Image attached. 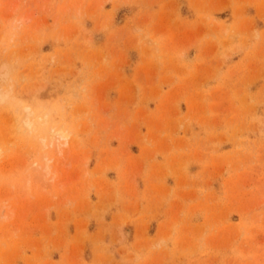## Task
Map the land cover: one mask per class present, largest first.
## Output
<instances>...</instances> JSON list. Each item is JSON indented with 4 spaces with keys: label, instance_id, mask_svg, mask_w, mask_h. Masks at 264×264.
<instances>
[{
    "label": "rangeland",
    "instance_id": "obj_1",
    "mask_svg": "<svg viewBox=\"0 0 264 264\" xmlns=\"http://www.w3.org/2000/svg\"><path fill=\"white\" fill-rule=\"evenodd\" d=\"M0 65V264H264V0H0Z\"/></svg>",
    "mask_w": 264,
    "mask_h": 264
},
{
    "label": "bare ground",
    "instance_id": "obj_2",
    "mask_svg": "<svg viewBox=\"0 0 264 264\" xmlns=\"http://www.w3.org/2000/svg\"><path fill=\"white\" fill-rule=\"evenodd\" d=\"M19 20H20V19H19ZM13 53H14V52H13ZM15 54H16V52H15ZM3 63H4V62H3ZM5 63H6V62H5ZM3 92H4V91H3ZM7 95H8V94H7ZM4 97H5V96H4ZM27 108H28V107H27ZM30 116H31V114H30ZM40 116H41V115H40ZM44 116H45V114H43V117H44ZM30 118H31V117H30ZM35 118H36V116H35ZM39 118H40V117H39ZM43 119L46 120L45 118H43ZM31 120H32V118H31ZM34 122H35V121H34ZM42 122H43V121H42ZM48 123H49V122H48ZM52 123H53V122H52ZM22 125H23V124H22ZM50 125H51V123H50ZM57 125H58V124H57ZM32 126H33V125H32ZM51 126H52V125H51ZM61 126H62V125H61ZM61 126H60V128H59V127H58V128H53V127L50 128V127H49L50 129L47 128L45 131L42 130V129H41V131H40V129H39V132H40V133H39L38 135H39V138H40L39 140H40V141H38L37 144H39L40 147H41L40 142L43 143V146H42L43 148H42V147H41L42 149L40 148L41 150H43V149L45 148V146H48V147L50 146V148H51V152H52L55 148L51 147L50 144L53 145V143H54V147H55V142H54V141H57V140H60V139H64L63 141H65V140L71 135L70 132H72V131H66L67 128L64 130V129L61 128ZM24 127H25V126H24ZM45 127H46V126H45ZM31 128H33V127H31ZM34 128H35V127H34ZM34 128H33V129H34ZM63 128H64V126H63ZM20 129H21V128H20ZM20 129H19V130H20ZM33 129H32V130H33ZM25 130H27V129H25ZM28 130H29V128H28ZM35 130H36V129H35ZM18 132H19V131H18ZM18 132H17V133H18ZM21 132H22V130H21ZM31 132H33V131H31ZM23 133H24V132H23ZM25 134H26V133H25ZM28 134H29V131H28ZM31 134H32V133H31ZM22 135H23V134H22ZM35 135H36V134H35ZM33 136H34V133H33ZM19 137H20V136H19ZM22 137H23V139L25 138L24 136H22ZM26 138H27V139H25V140L28 141L29 136L26 137ZM31 138H32V136H31ZM37 138H38V137H37ZM19 140H20V139H19ZM33 140L36 141L35 139H33ZM11 141H12V140H11ZM11 141H9V142H10V143H13V141H12V142H11ZM29 141H30V139H29ZM31 141H32V140H31ZM63 141H62V142L60 141V143H65V142H63ZM6 142H7V141H6ZM36 142H37V141H36ZM57 142H58V141H57ZM57 142H56V147L58 148ZM66 142H67V140H66ZM69 142H70V141H68V143H69ZM33 143H35V142H33ZM44 143H45V144H44ZM65 144H67V143H65ZM0 145H1V144H0ZM2 145H3V143H2ZM61 145H62V144H61ZM36 146H37V145H36ZM59 146H60V145H59ZM62 146H63V145H62ZM2 147H3V146H2ZM33 147H34V146H33ZM64 147H65V145L63 146V149H64ZM35 148H38V147H35ZM46 148H47V147H46ZM50 148H47V149H50ZM57 148H56V149H57ZM0 149H1V148H0ZM6 149H7V147H6ZM6 149H5L4 151H6ZM52 149H53V150H52ZM58 149H59V148H58ZM0 151H3V150H0ZM45 151H47V150H45ZM45 151H44V152H45ZM62 151H63V150H62ZM39 152H40V151H39ZM51 152H50V153H51ZM60 152H61V151H60ZM48 153H49V152H48ZM43 154H44V155H43V157H44L45 155H47V152H46V153H43ZM50 155H51V154H50ZM6 156H7V155H5V157H6ZM47 156H48V155H47ZM47 156H46V157H47ZM40 157H41V155H40ZM40 157H39V158H40ZM46 157H45L46 161L49 162V161L47 160L48 157H47V158H46ZM49 158H51V157H49ZM3 159H4V157H3ZM41 159H43V158H41ZM45 159H44V160H45ZM0 160H1V159H0ZM4 160H5V159H4ZM49 160L51 161L52 158L49 159ZM1 161H2V160H1ZM47 162L44 164L45 166L42 165V164H38V163H37V164H38V167L40 166L41 168L39 167V168H40V169H39V168L36 167V168H37V169H36V168H35V165H36V164H35L34 161H33L32 163H33L34 167H31V166H33V165H31L32 163L29 164L28 167H31V168H34V169H30L29 171L31 172V170H35V169H36V170H35V172H36V171H39V170L43 169L44 171H43V170H42V171H43V172H46V173H44L45 176H46L47 174L49 175V173H51V171H53L54 168L50 171V167H51L50 165H51V164L49 165V163H47ZM0 164H1V163H0ZM42 166H43V167H42ZM25 167H26V166H25ZM26 168H27V167H26ZM27 169H28V168H27ZM24 170H25V169H24ZM55 170H56V169H55ZM55 170H54V171H55ZM25 171H27V170H25ZM54 171H53V172H54ZM40 172H41V171H39V173H40ZM53 172H52V173H53ZM27 173H28V172H27ZM31 173H32V172H31ZM56 173H58V172L55 171L53 175L51 174V175L53 176V178L55 177L54 175H55ZM59 173H60V172H59ZM28 174H29V173H28ZM28 174H27V175H28ZM41 174H43V173L41 172ZM33 175H34V174H33ZM33 175H32V177H33ZM37 175H38V173L36 174V177L39 176V175H38V176H37ZM48 175H47V176H48ZM51 175H50V176H51ZM29 176H31V175H29ZM41 176H43V175H41ZM45 176L42 177V178H46ZM52 176H51V178L49 177V180L53 179ZM56 176H57V175H56ZM32 177H31V178H32ZM42 178H39V179L37 178V180H40V179H42ZM26 179H27V178H25L24 180L22 179V180H23L24 182H26V181H25ZM33 179H35V178H33ZM47 179H48V178H47ZM55 179H56V177H55ZM28 180H30V179L28 178L27 181H28ZM37 180H36V181H37ZM53 180H54V179H53ZM53 180H51V181L53 182ZM33 181H34V180H32V182H30V183L28 182V183H29V186H27V187H28V188H27V189H28L27 191H31V190H29V189L32 188V187L34 186V185H31L32 187L30 186V184L33 183ZM44 181H46V180L43 179V180H41V181H39V182H44ZM52 182H51V183H52ZM54 182H55V181H54ZM54 182H53V183H54ZM36 183H38V182H36ZM48 183H49V182H48ZM24 184H25V185H24ZM24 184H23L24 186L27 185V183H24ZM13 186H14V185H13ZM36 186H37V184H36ZM29 187H30V188H29ZM5 202H6V200H5ZM6 207H7V206H6ZM6 210H7V208H6ZM5 212L7 213V211H5ZM10 213H13V214H14V211L12 210V212H11V210H10ZM10 213H7V214H8V215H7L8 217H12L11 215H13V214L10 215Z\"/></svg>",
    "mask_w": 264,
    "mask_h": 264
},
{
    "label": "clouds",
    "instance_id": "obj_3",
    "mask_svg": "<svg viewBox=\"0 0 264 264\" xmlns=\"http://www.w3.org/2000/svg\"><path fill=\"white\" fill-rule=\"evenodd\" d=\"M6 67H7L6 65H0V71H2ZM0 99H4L5 100V97L4 96H0Z\"/></svg>",
    "mask_w": 264,
    "mask_h": 264
}]
</instances>
